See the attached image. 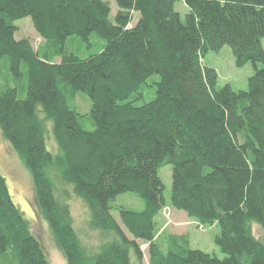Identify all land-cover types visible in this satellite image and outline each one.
I'll use <instances>...</instances> for the list:
<instances>
[{
  "label": "trees",
  "instance_id": "trees-1",
  "mask_svg": "<svg viewBox=\"0 0 264 264\" xmlns=\"http://www.w3.org/2000/svg\"><path fill=\"white\" fill-rule=\"evenodd\" d=\"M113 1L111 18L106 0H0V133L31 176L35 213L66 264H144L140 242L147 264H264L252 232L264 231V0H182L183 19L181 0ZM25 18L41 47L15 39ZM92 34L101 52L80 56ZM224 47L236 67L253 66L246 91L216 90V72L202 65ZM153 76L155 98L137 106ZM78 93L91 104L92 132L69 105ZM166 164L170 206L217 225L223 259L156 229ZM126 193L141 212L112 204ZM72 196L93 243L76 228ZM0 264H50L1 172Z\"/></svg>",
  "mask_w": 264,
  "mask_h": 264
},
{
  "label": "rangeland",
  "instance_id": "rangeland-1",
  "mask_svg": "<svg viewBox=\"0 0 264 264\" xmlns=\"http://www.w3.org/2000/svg\"><path fill=\"white\" fill-rule=\"evenodd\" d=\"M110 4L111 18L114 17L117 12V6L113 0H106ZM175 11L179 13L183 19L187 13V8L184 2L181 0L176 3ZM136 15H133L130 26H133L136 22ZM18 29L15 34L16 40L28 39L32 46L36 49L42 46L43 41L36 34L33 29V25L29 18H25L14 23ZM90 49L82 48L81 52L85 58L90 55L101 52L104 42L96 35L92 34L89 38ZM264 48V39L262 41ZM76 54H80L77 51L72 50ZM55 61L59 62V59ZM202 65L206 68L213 69L217 74L216 90H220L225 86H230L235 92L246 91L248 89V79L254 75V68L251 64L238 68L234 64V58L231 50L228 47H224L219 52H209L203 59ZM159 81L157 76L149 78L146 82V86L143 87L142 92L144 99L136 103L137 106L143 103H148L155 98V84ZM24 96L22 95L21 98ZM71 107H75L81 114V126L88 132L94 131V125L92 120L88 117L91 104L85 94L78 93L75 98L69 101ZM49 128V124H48ZM47 149L56 153L57 148L55 144L48 143L46 141ZM0 172L6 180L10 196L14 203L23 213L25 219L30 223L31 232L39 241L42 249L50 264H66L62 254L56 248L54 240L51 236L47 223L35 213L33 204V187L32 179L27 170L23 167L20 160L14 151L10 148V145L4 140L0 133ZM171 165L166 164L158 171L163 185L164 192L163 197L166 202L160 215L155 219L156 229L159 231H165L169 234L187 235L189 238V246L193 250H199L207 253L211 256L223 259L224 255L220 252L215 245V238L219 235V228L217 225L200 226L194 220L188 218L185 213L177 212L170 206V193L172 187L171 180ZM72 214L74 222L79 233L83 235L85 243H93L91 237L86 235V212L83 204L77 198L72 196L71 201ZM115 206H122L133 212H141L144 208L143 202L134 194L126 193L118 196L113 202ZM113 216L118 220V213L113 212ZM122 226V225H121ZM254 236L264 243V231L258 225L252 227ZM127 233V232H126ZM129 236V235H128ZM130 237V236H129ZM140 247L143 252V263L147 264V245L140 242Z\"/></svg>",
  "mask_w": 264,
  "mask_h": 264
}]
</instances>
